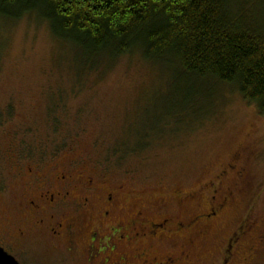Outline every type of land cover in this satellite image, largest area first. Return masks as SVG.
<instances>
[{"label":"rangeland","instance_id":"1","mask_svg":"<svg viewBox=\"0 0 264 264\" xmlns=\"http://www.w3.org/2000/svg\"><path fill=\"white\" fill-rule=\"evenodd\" d=\"M0 23V229L12 225L6 233L17 236L16 213L26 215L18 202L32 180L22 175L30 167L43 184L78 166L100 185L131 191L119 201L125 211L164 198L154 216L188 219L207 211L212 195L227 196L210 234L193 237L188 264H264V114L236 86L147 60L136 47L111 65L86 68L34 13ZM100 217L80 220L72 249L27 217L19 225L30 234L16 245L27 254L14 257L69 264L59 257L72 250L78 255L70 264H83L89 234L103 228ZM244 224L224 263L226 245Z\"/></svg>","mask_w":264,"mask_h":264},{"label":"trees","instance_id":"2","mask_svg":"<svg viewBox=\"0 0 264 264\" xmlns=\"http://www.w3.org/2000/svg\"><path fill=\"white\" fill-rule=\"evenodd\" d=\"M33 13L86 68L140 48L236 86L264 114V0H0L2 23Z\"/></svg>","mask_w":264,"mask_h":264},{"label":"flooded vegetation","instance_id":"3","mask_svg":"<svg viewBox=\"0 0 264 264\" xmlns=\"http://www.w3.org/2000/svg\"><path fill=\"white\" fill-rule=\"evenodd\" d=\"M19 168L23 172L21 160ZM76 169L68 174H60L43 184L38 171L31 167L22 175L32 177V180L26 183L29 192L23 193L21 204L18 202L26 215L16 213V237H12L9 230L8 234L6 233L8 228L14 230L12 225L0 229L1 247L13 256H26L27 253L23 255L20 252L21 245L19 244V248L16 245L19 240L30 234L19 225L24 224V219L28 217L36 225L34 228H46L57 242V246L64 245L67 249H72L76 242V225L81 219H85V215L90 214L93 218L101 216L105 221L102 223L103 228H94L89 234L86 242L88 251L80 257L84 261L83 264H188L192 260L190 255L195 245L193 237L204 238L210 234L214 221L228 201L227 196L219 200L217 195H212L209 209L188 219L179 213L171 216L166 214V217L154 216L153 208H164V198L156 203L125 211V208L121 209L119 201L124 194L132 193L131 191L126 190L123 185L113 187L107 182L100 185L101 181L96 183L92 175ZM78 189H82L83 193L78 192ZM188 196L194 198L195 195ZM246 225L240 226L226 245L224 263L234 254L232 249L240 243L246 233ZM185 231L189 234L182 240L181 233ZM260 243L261 246L264 245V235L260 236ZM257 249L256 246L250 248L251 259L256 258ZM69 251L74 256L78 255L72 250ZM60 252L61 250L57 253ZM72 256L59 258L70 264L73 262Z\"/></svg>","mask_w":264,"mask_h":264},{"label":"water","instance_id":"4","mask_svg":"<svg viewBox=\"0 0 264 264\" xmlns=\"http://www.w3.org/2000/svg\"><path fill=\"white\" fill-rule=\"evenodd\" d=\"M0 264H20L19 261L0 246Z\"/></svg>","mask_w":264,"mask_h":264}]
</instances>
